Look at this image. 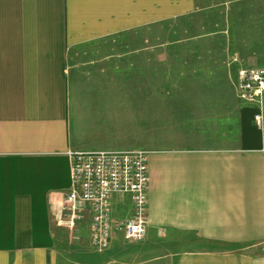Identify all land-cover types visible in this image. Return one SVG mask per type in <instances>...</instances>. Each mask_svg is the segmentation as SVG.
Instances as JSON below:
<instances>
[{
	"label": "crops",
	"instance_id": "obj_1",
	"mask_svg": "<svg viewBox=\"0 0 264 264\" xmlns=\"http://www.w3.org/2000/svg\"><path fill=\"white\" fill-rule=\"evenodd\" d=\"M186 15L205 25L260 27L264 0H0V264H264V115L257 125L233 84L243 113L233 137L147 149L142 239L116 231L104 249L89 240L92 251L75 258V244L59 232L67 151L127 149L89 148L69 121V49L119 42L123 32ZM258 38L229 55L233 73L264 65ZM111 203L115 216L132 212L127 193H114Z\"/></svg>",
	"mask_w": 264,
	"mask_h": 264
},
{
	"label": "rangeland",
	"instance_id": "obj_2",
	"mask_svg": "<svg viewBox=\"0 0 264 264\" xmlns=\"http://www.w3.org/2000/svg\"><path fill=\"white\" fill-rule=\"evenodd\" d=\"M212 13L219 21L220 11ZM203 22L186 15L123 32L119 42L69 49V121L94 144L89 148L208 145L236 134L243 113L232 90L229 55L250 46L255 35L264 42V26ZM109 50L122 54L102 57ZM58 227L64 242L75 244L72 257L92 251L87 218Z\"/></svg>",
	"mask_w": 264,
	"mask_h": 264
},
{
	"label": "built area",
	"instance_id": "obj_3",
	"mask_svg": "<svg viewBox=\"0 0 264 264\" xmlns=\"http://www.w3.org/2000/svg\"><path fill=\"white\" fill-rule=\"evenodd\" d=\"M232 84L237 98L254 107L253 119L260 125L264 115V65H238ZM67 154L70 186L57 224L73 227L78 219L87 218L90 244L97 250L107 247L116 231L128 240L142 239L147 226L148 150L69 149ZM114 193L130 195V215H113Z\"/></svg>",
	"mask_w": 264,
	"mask_h": 264
}]
</instances>
